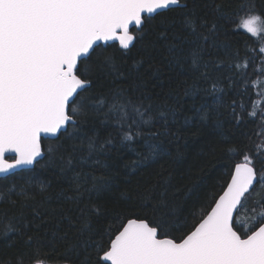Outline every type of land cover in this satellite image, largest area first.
<instances>
[{"label": "snow or ice", "instance_id": "6c2138e0", "mask_svg": "<svg viewBox=\"0 0 264 264\" xmlns=\"http://www.w3.org/2000/svg\"><path fill=\"white\" fill-rule=\"evenodd\" d=\"M238 8L246 16L237 28L264 37V10L255 0ZM236 15L223 0H0V238L24 249L0 256V264H264V146L244 151L242 142L222 141L231 144L224 151L242 155L222 194L202 195L205 185L196 183L182 205L168 200L167 186L137 201L122 192L125 204L145 213L134 218L111 214L106 194L120 173L100 159L114 142L111 132L101 137L107 126L122 133L121 142L144 137L147 154H137L136 167L165 154L159 138L176 136L170 125L178 110L167 101L144 104L151 96L138 69L159 59L193 78L185 95L207 93L198 82L209 81V65L219 63L205 55L231 47L218 42L235 33L228 26ZM214 111L202 104L195 114L208 121ZM49 220L55 241L45 252L34 237ZM56 242L64 252L50 258Z\"/></svg>", "mask_w": 264, "mask_h": 264}, {"label": "trees", "instance_id": "16d2710c", "mask_svg": "<svg viewBox=\"0 0 264 264\" xmlns=\"http://www.w3.org/2000/svg\"><path fill=\"white\" fill-rule=\"evenodd\" d=\"M223 2L238 11V15L232 16V22L228 26L230 33L233 29L236 31L227 37L221 35L219 38L218 43L221 45L227 43L231 46L227 52L221 46L210 49L211 56L205 55L206 60L219 63L218 68L213 64L209 65L211 77L209 81L201 79L198 82L200 89H208L207 93L201 90L195 95H185L186 91L192 92L193 78L179 67H170L159 59L151 69H147V65L138 69L146 73L144 94L151 96V101L145 100L144 104L152 103L155 108L167 101L169 106L178 110V123L170 125L171 132L176 133V136L159 138L163 140L165 154L156 160L140 163L136 167L133 162L140 159L137 154H147L144 137L121 142L122 133L118 136L114 126L100 127L101 137H106L109 132L114 137L111 151L106 158L101 156L100 159L109 169L120 173L115 177L112 192L106 194L109 201L107 206L112 215L117 211L125 213L130 218H134L136 214L141 217L145 215L139 209L134 210L132 203L123 202L121 193L124 191L130 192L132 200L137 201L140 197H156L167 186L168 200L182 205L186 196H194V193H188V189L196 183L205 185L200 189L202 195L207 189H213L217 194H221L222 186L226 187L235 164L242 162V155L233 156L223 150L231 144L225 145L222 141L226 138L231 142H242L243 145H247L244 151L249 149L256 151L257 146H264V119H261V113H264V54L258 51L259 47L264 46V37L254 38L242 28H237L239 19L246 16V13L238 8L241 0ZM243 2L246 3L247 0ZM255 3L257 10H264V0H255ZM221 61L223 63H220ZM237 64L240 65L239 68L235 67ZM213 82L216 83V90L212 89ZM233 101H236V111L243 116V123L239 126L232 120L229 105H232ZM202 104L206 105L209 111L215 110L212 119L201 121L195 114V109ZM252 111L257 112L254 119L248 115ZM185 117L189 118L188 123H185ZM217 120L220 121L219 127ZM242 132L247 135L242 136ZM50 142L45 140L42 146L47 148ZM153 143L158 141L154 140ZM102 171L103 169H100L95 174L99 176ZM166 180L168 185H165ZM177 188L180 192L174 195ZM192 203L193 200L188 198L185 211ZM147 215L151 218L150 208ZM239 219L242 221L241 224L249 222L247 214L243 212ZM53 231H56L55 220L46 221L38 230L39 235L34 237V243H43L44 251L48 252L49 243L55 241ZM7 245L9 246H5L4 239L0 238V256L15 257L19 254L18 249L20 252L24 250L22 243L13 245L9 240ZM55 247L56 251L50 253V258L64 252L63 246L58 242L55 243Z\"/></svg>", "mask_w": 264, "mask_h": 264}, {"label": "rangeland", "instance_id": "374dc122", "mask_svg": "<svg viewBox=\"0 0 264 264\" xmlns=\"http://www.w3.org/2000/svg\"><path fill=\"white\" fill-rule=\"evenodd\" d=\"M240 223H242V221L239 219ZM246 225V224H245Z\"/></svg>", "mask_w": 264, "mask_h": 264}, {"label": "water", "instance_id": "95a60500", "mask_svg": "<svg viewBox=\"0 0 264 264\" xmlns=\"http://www.w3.org/2000/svg\"><path fill=\"white\" fill-rule=\"evenodd\" d=\"M222 194V193H221Z\"/></svg>", "mask_w": 264, "mask_h": 264}]
</instances>
